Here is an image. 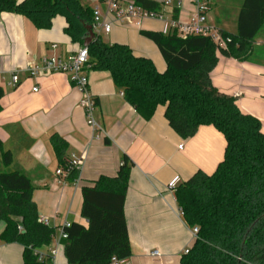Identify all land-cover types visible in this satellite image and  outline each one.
<instances>
[{
  "label": "crops",
  "instance_id": "obj_1",
  "mask_svg": "<svg viewBox=\"0 0 264 264\" xmlns=\"http://www.w3.org/2000/svg\"><path fill=\"white\" fill-rule=\"evenodd\" d=\"M80 1L91 7L98 4V0ZM178 1L181 4L177 7ZM196 1L207 2L208 26L236 31L242 0H172L161 10L185 21L194 13ZM63 26L60 16L54 18L51 28L38 29L22 15L0 12V171L16 170L29 178L38 214L56 233L64 221L86 225L80 215L81 187L92 185L100 175H115L127 157L132 164L124 215L131 254L124 264H180L184 249L191 247L194 238L167 182L175 175L183 181L197 169L213 172L223 157L224 137L213 125H200L193 136L181 138L168 126L164 106L159 105L150 119H143L121 95L109 72L88 69L87 87L95 99V119L102 129L101 138L92 139L93 131L79 106L82 94L72 84L70 74L32 77L25 70L45 55H67L80 47L70 42ZM161 27L159 20H144L140 28L114 24L103 41L128 44L135 54L149 57L156 69L163 71L165 61L156 45L140 34L141 30L161 31ZM260 29L246 60L219 55L211 80L220 91L236 97L242 112L257 117L264 132V50H257L264 47ZM14 72L19 81L12 86ZM52 133L66 141V157L85 154L75 178L56 174L57 168L64 167L49 142ZM4 150L11 154L7 165L2 161ZM3 226L0 221V232ZM153 249L160 252L159 257L149 254ZM21 253V245L0 240V264H23ZM53 264H69L61 244Z\"/></svg>",
  "mask_w": 264,
  "mask_h": 264
},
{
  "label": "trees",
  "instance_id": "obj_2",
  "mask_svg": "<svg viewBox=\"0 0 264 264\" xmlns=\"http://www.w3.org/2000/svg\"><path fill=\"white\" fill-rule=\"evenodd\" d=\"M134 1L150 10L162 7L154 0ZM3 11L26 17L38 29L51 28L60 16L64 34L79 46L93 19V7L80 0H0ZM263 24L264 0H242L236 31L218 29L225 46L204 35L180 38L175 33L141 30L165 61L163 71L125 43H107L94 36L87 46L89 70L109 72L143 119H150L162 105L168 126L181 138L193 136L200 125H213L224 137L223 157L213 172L197 169L174 189L185 223L197 228L180 264H264L262 124L242 112L236 97L220 91L211 80L219 55L239 61L249 57ZM49 142L59 165L75 178L78 171L66 165V141L52 133ZM2 161L10 163L8 150L2 151ZM131 164L124 157L115 175H100L92 185L81 187L80 215L86 225L71 222L60 241L69 264H106L113 256L125 259L131 254L124 215ZM33 189L23 173L0 171V221L4 223L0 240L22 246L23 264H52L48 253L38 259V252L51 244L55 227L40 220Z\"/></svg>",
  "mask_w": 264,
  "mask_h": 264
},
{
  "label": "built area",
  "instance_id": "obj_3",
  "mask_svg": "<svg viewBox=\"0 0 264 264\" xmlns=\"http://www.w3.org/2000/svg\"><path fill=\"white\" fill-rule=\"evenodd\" d=\"M172 4V0H163L162 6L166 7ZM177 2V7L180 5ZM194 13L185 21L174 19L171 15H167L162 10H150L137 4L134 0H98V4L93 7V19L91 30L94 36H101L111 31L114 24L123 26H132L140 28L144 20H159L162 23L161 32L163 34L175 33L180 38H186L191 35H204L212 38L220 46H225L226 40L220 35L217 28L208 26L206 23L205 12L207 10V2L196 1ZM52 48L56 44L51 45ZM88 51L87 47L80 46L75 52L67 55L49 54L40 59L38 64L28 66L25 70L32 77H39L44 73L52 72H67L70 74L72 84L80 91L82 98L79 101V106L83 109L88 125L93 131L92 139H100L102 129L95 119V99L88 90ZM19 81L16 72L11 74L10 84L15 86ZM34 91L37 87L33 88ZM121 95L123 93L121 92ZM181 144L178 145L181 148ZM85 160V154L76 155L71 153L67 156V169H76L78 172L81 169ZM65 171V172H64ZM56 174H67L66 169L57 168ZM181 181L179 176H173L168 182L167 187L174 190L177 184ZM179 213L182 215V210L179 208ZM43 223L48 224L47 219L40 218ZM70 225V222L64 221L56 227V233L53 236L52 247L46 251H40L38 259L41 260L46 253L51 256L52 264L56 254L57 246L60 245L61 239L66 237L65 228ZM20 229V227H18ZM197 233V228H191L193 238ZM188 248L184 249L183 253H187ZM149 254L155 258L160 256L157 249H153ZM124 258L111 257L106 264H124Z\"/></svg>",
  "mask_w": 264,
  "mask_h": 264
},
{
  "label": "water",
  "instance_id": "obj_4",
  "mask_svg": "<svg viewBox=\"0 0 264 264\" xmlns=\"http://www.w3.org/2000/svg\"><path fill=\"white\" fill-rule=\"evenodd\" d=\"M86 30H87L86 35L83 38V44H82L85 47H87L90 44V42L92 41L94 37L93 32L91 30V25H87Z\"/></svg>",
  "mask_w": 264,
  "mask_h": 264
},
{
  "label": "rangeland",
  "instance_id": "obj_5",
  "mask_svg": "<svg viewBox=\"0 0 264 264\" xmlns=\"http://www.w3.org/2000/svg\"><path fill=\"white\" fill-rule=\"evenodd\" d=\"M259 33H260V34H261V33H262V34H264V25L261 27V29H260V32H259ZM260 34H259V35H260ZM100 37H101V39L103 40V39H105L106 35H105V34H101V36H100ZM261 48L264 50V47H260V48H259V47H257V50H258V51H262V49H261ZM255 57H256V56H255Z\"/></svg>",
  "mask_w": 264,
  "mask_h": 264
}]
</instances>
